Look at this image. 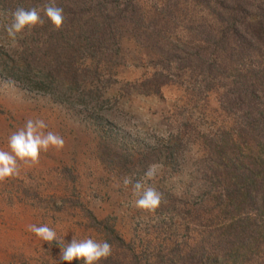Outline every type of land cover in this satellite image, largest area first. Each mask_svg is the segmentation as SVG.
Segmentation results:
<instances>
[{"label":"rangeland","instance_id":"rangeland-1","mask_svg":"<svg viewBox=\"0 0 264 264\" xmlns=\"http://www.w3.org/2000/svg\"><path fill=\"white\" fill-rule=\"evenodd\" d=\"M120 1L119 8L147 31L137 41L132 30H119L106 42V60L98 50L88 53L87 41L108 0H55L65 13L63 28L55 30L45 18L15 40L5 31L10 18L0 15V150L11 151L9 136L28 119L44 120V131L65 141L62 149L41 152L37 164L21 162L18 176L0 182V264H69L60 260L63 245L43 241L29 225H47L66 245L73 238L107 240L112 255L99 264H126L134 257L141 264H184L189 256L213 260L211 243L227 221L214 193L232 181L224 167L234 165L253 136L240 137L243 113L222 105L226 95L218 83L229 78L196 68L190 57L217 53L228 63L240 55L209 35L212 28L219 35L217 17L225 18L232 3ZM46 2L0 0V12ZM71 52L83 88L62 85L61 69L58 80L49 81L52 87L41 90L44 77L53 78L48 70H59ZM110 59L118 63L112 69ZM163 70L170 82L159 88L146 83ZM259 102L264 108L263 97ZM232 137L236 144H227ZM153 163L161 167L150 183L166 203L148 212L135 206L122 179L143 177Z\"/></svg>","mask_w":264,"mask_h":264},{"label":"trees","instance_id":"trees-1","mask_svg":"<svg viewBox=\"0 0 264 264\" xmlns=\"http://www.w3.org/2000/svg\"><path fill=\"white\" fill-rule=\"evenodd\" d=\"M206 1L215 3L218 0ZM227 1L232 3V9L225 18L217 17L219 35H216L214 28L209 35L218 36V42L224 44V50L231 53L237 52L240 55L232 54L233 58L232 56L227 58L228 63H225L223 57L217 53L211 55L213 57L194 54L190 57V61L196 68L214 70L218 73L217 78H229L225 84L218 83L223 85L226 95L221 100L222 105L227 112L241 111L243 113L238 135L248 138L252 134L253 138L252 144L243 152L241 150L242 154L234 162L236 167H233L234 165H226L228 169L224 167L225 176L231 174L229 180L232 179V181L225 182L221 190L214 193V196L222 201L220 205L227 215V221L222 228L223 231L221 230L218 237H215L211 243L213 248L210 253L213 260L206 263L200 257L189 256L184 264H215L214 260L219 264H264V108L259 102L261 97L264 98V0ZM108 2L103 11L101 9L100 16H103V19L100 27L89 28L91 37L87 41L88 53L91 54L93 50L96 53L98 50L101 59L108 47L106 42L112 38V35H117L119 30L124 28L132 30L137 41L140 34L147 31V28L140 29L139 21L128 18L123 12L127 9L126 7L119 8L123 6L120 0H108ZM213 8L222 14L223 8L219 10L215 5ZM78 39L76 35L73 40L77 42ZM67 48L69 49V46ZM78 50L76 51L79 52ZM217 51L220 52V49ZM249 52H251L249 59L244 60L246 56L244 54ZM241 57L244 58L242 62L239 60ZM106 58L103 57V60ZM72 59L71 52L65 60H62L59 70L49 69L53 78L47 80L44 77L45 80L39 86L40 89L47 91L51 88L49 81L54 84L58 80L56 74L61 72V69L62 76L60 75L59 80L62 85L63 82L69 81L83 88L85 79L80 77L79 67ZM232 59L236 62L235 64L230 63ZM108 64L112 65L108 69H112L111 67L118 63L110 59ZM169 76L170 73L167 70L155 72L146 83L149 82L150 86L151 83H155V86L159 88L160 85L171 81ZM235 141L232 137L227 144L235 145ZM218 245H220L219 248ZM126 264H141V261L134 257L130 263Z\"/></svg>","mask_w":264,"mask_h":264},{"label":"clouds","instance_id":"clouds-1","mask_svg":"<svg viewBox=\"0 0 264 264\" xmlns=\"http://www.w3.org/2000/svg\"><path fill=\"white\" fill-rule=\"evenodd\" d=\"M0 15L10 18V23L5 26V31L11 39L15 40L19 34L31 31L33 28L45 23V18L59 31L65 24L63 8L56 5L55 0H47L40 7L25 9L22 6L15 10L0 12ZM47 125L42 119H28L25 125L13 132L8 139L11 151L0 150V182L18 176L20 163L37 164L40 161L41 152H47L49 148L57 150L64 147L65 141L60 135L44 130ZM161 165L150 164L139 179L132 176H124L123 186H131L132 193L136 197L135 206L141 210L155 212L166 203L164 195L157 190L154 184ZM29 230L47 243L56 242L60 247V260L71 264L74 260H82L84 264H99L112 255L113 246L107 241H98L92 238L83 240L72 239L70 244L57 237L54 229L47 225H29Z\"/></svg>","mask_w":264,"mask_h":264}]
</instances>
